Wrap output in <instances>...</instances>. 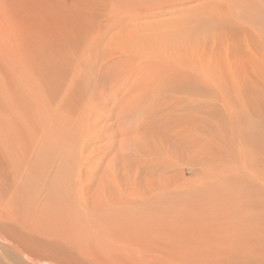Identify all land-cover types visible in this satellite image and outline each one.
Listing matches in <instances>:
<instances>
[{"label":"rangeland","instance_id":"obj_1","mask_svg":"<svg viewBox=\"0 0 264 264\" xmlns=\"http://www.w3.org/2000/svg\"><path fill=\"white\" fill-rule=\"evenodd\" d=\"M86 1L0 0V195L27 186L13 229L74 264H264V0Z\"/></svg>","mask_w":264,"mask_h":264},{"label":"bare ground","instance_id":"obj_2","mask_svg":"<svg viewBox=\"0 0 264 264\" xmlns=\"http://www.w3.org/2000/svg\"><path fill=\"white\" fill-rule=\"evenodd\" d=\"M86 1V0H85ZM87 2V1H86ZM92 3H94V2H92ZM65 28V27H64ZM70 29V28H69ZM127 36V35H126ZM47 38V37H46ZM138 38H140V37H138ZM48 39V38H47ZM132 39V38H131ZM152 39V38H151ZM86 40V39H85ZM140 40H141V38H140ZM153 40V39H152ZM204 41V40H203ZM66 42V41H65ZM143 42H145V40L143 41ZM140 43V42H139ZM196 44H197V42H196ZM111 45V44H110ZM131 45V44H130ZM134 45V44H133ZM199 45H200V43H199ZM56 46V45H55ZM134 46H136V45H134ZM115 47V46H114ZM131 47V46H130ZM143 47V46H142ZM141 47V48H142ZM78 48V47H77ZM144 48V47H143ZM185 48V47H184ZM199 50V49H198ZM139 51V50H138ZM95 52V51H94ZM119 52V51H118ZM143 52H145V51H143ZM188 53V52H187ZM136 55H138V54H136ZM142 55H144L143 53H142ZM145 55H148V53H146ZM228 55H230V54H228ZM67 56V55H66ZM65 56V57H66ZM77 56V55H76ZM107 56V55H106ZM105 56V57H106ZM139 56H140V54H139ZM127 57V56H126ZM157 57H159V56H157ZM190 57V56H189ZM94 58V57H93ZM108 58V57H107ZM130 58H132V57H130ZM156 58V57H155ZM180 58V57H179ZM121 59V58H120ZM129 58H126L125 60H128ZM135 59V58H134ZM163 59V58H162ZM105 60H106V58H105ZM110 60V59H109ZM125 60H123L122 61V63L123 62H127V61H125ZM116 61V60H115ZM129 62H127L126 63V65H128V63H130L131 61H133L132 59H131V61H130V59L128 60ZM190 61V60H189ZM94 62V61H93ZM118 62V61H117ZM151 62V61H150ZM149 62V63H150ZM178 62V61H177ZM184 63V62H183ZM95 64V63H94ZM114 64V63H113ZM166 64V63H165ZM93 65V64H92ZM120 66H119V68L120 67H122L121 66V63L119 64ZM123 65V64H122ZM154 65H155V63H154ZM162 65V64H161ZM181 65V64H180ZM94 66V65H93ZM98 66H99V64H98ZM108 66V65H107ZM118 66V65H117ZM116 66V67H117ZM150 66V65H149ZM168 66V65H167ZM79 67V66H78ZM77 67V68H78ZM109 67V66H108ZM110 67H112V65L110 66ZM124 67L125 66H123L122 68L124 69ZM127 67V66H126ZM125 67V68H126ZM128 67H130V66H128ZM133 67V69L132 70H134V68H136V66H132ZM150 67H152V66H150ZM149 67V68H150ZM113 68H114V66H113ZM119 68H118V70H119ZM137 68H140L139 67V65H138V67ZM143 68V67H142ZM163 68V67H162ZM42 69V68H41ZM57 69V68H56ZM84 69V68H83ZM99 69V68H98ZM129 69V72H130V68H128ZM165 69H166V67H165ZM36 70V69H35ZM70 70V69H69ZM74 70V69H73ZM115 70V69H114ZM131 70V71H132ZM79 71V70H78ZM81 71V70H80ZM121 71V70H120ZM124 71V70H123ZM126 71V70H125ZM137 71H140V69L138 70L137 69ZM91 72V71H90ZM97 72V71H96ZM112 72V71H111ZM162 72V71H161ZM168 72V71H167ZM173 72V71H172ZM46 73V72H45ZM113 73H114V71H113ZM118 73V72H117ZM126 73H128V72H126ZM134 73H136V71H134ZM138 73V72H137ZM140 73V72H139ZM169 73V72H168ZM174 73V72H173ZM182 73H184V72H182ZM52 74V73H51ZM72 74V73H71ZM120 74H122V73H120ZM120 74H118V75H120ZM133 74V73H132ZM141 74H142V71H141ZM162 74H163V72H162ZM115 75H116V72H115ZM117 75V76H118ZM125 75V74H124ZM134 75V74H133ZM133 75H132V78H133ZM144 76H145V74H143ZM159 75H161V73L159 74ZM175 76V78L178 76H176V74H174ZM50 76V75H49ZM72 76V75H71ZM95 76H96V74H95ZM129 76V75H128ZM127 76V77H128ZM169 76H170V74H169ZM46 77V76H45ZM114 76H112V78H113ZM122 77H123V75H122ZM121 76L120 77H117L118 78V81H120V79L122 78ZM124 77H126V76H124ZM134 77H136V76H134ZM164 77H165V75H164ZM168 77V76H167ZM184 77V76H183ZM47 78V77H46ZM93 78H94V76H93ZM130 78H131V75H130ZM129 77H128V80L130 79ZM50 79V78H49ZM123 79V78H122ZM147 79H148V77H147ZM165 79H167V78H164V81H165ZM35 80H36V78H35ZM114 80H116V79H114ZM126 80H127V78H126ZM140 80V79H139ZM117 81V84L119 83H122V82H118ZM122 81V80H121ZM124 81H125V79H124ZM144 81H145V79H144ZM173 81V80H172ZM70 82V81H69ZM127 82V81H126ZM143 82V81H142ZM93 83H95V82H93ZM92 83V84H93ZM100 83V82H99ZM125 83V82H124ZM71 84H73V83H71ZM70 84V85H71ZM112 84H114V86L116 85L115 83H112ZM123 84V83H122ZM129 84V83H128ZM134 84V83H133ZM144 84V83H143ZM124 85V84H123ZM84 86V85H83ZM120 86V85H119ZM122 86V85H121ZM71 87V86H70ZM69 87V88H70ZM123 87V86H122ZM138 87V86H137ZM140 85H139V89H140ZM144 87V86H143ZM39 88H41V87H39ZM43 88V87H42ZM67 88V87H66ZM73 88V87H72ZM100 88H102V87H100ZM119 88V87H118ZM117 88V89H118ZM142 88V87H141ZM68 89V88H67ZM113 89H115V87L113 88ZM123 89V88H122ZM125 89V88H124ZM123 89V90H124ZM128 89V88H127ZM127 89H126V91H127ZM18 90H19V88H18ZM40 90V89H39ZM69 90V89H68ZM97 90V89H96ZM111 90V92H112V88L110 89ZM122 90V91H123ZM131 90V89H130ZM154 90H155V88H154ZM101 91H103V90H101ZM141 91V90H140ZM145 91V90H144ZM14 92V91H13ZM66 92H70V91H66ZM65 92V93H66ZM110 92V91H109ZM146 92V91H145ZM39 93L41 94V92L39 91ZM93 93V92H92ZM98 93V92H97ZM128 93H129V91H128ZM131 93V92H130ZM139 92L137 91V94H138ZM140 93H142V92H140ZM148 93V92H147ZM13 94V93H12ZM21 94V93H20ZM33 94V93H32ZM85 94V93H84ZM94 94H96V93H94ZM108 94V93H107ZM120 95L121 93H119V91L117 90V94L116 95ZM134 94H136V93H133V95ZM136 94V95H137ZM42 95H44V94H42ZM46 95V94H45ZM98 95H99V93H98ZM113 96H114V94H112ZM115 95V96H116ZM144 94L142 93V97H144L143 96ZM27 96V95H26ZM92 96H94V95H92ZM125 96V95H124ZM123 96V97H124ZM129 96V95H128ZM38 97H41V95L40 96H38ZM66 97V96H65ZM99 97V96H98ZM105 97V96H104ZM117 97V96H116ZM121 97H122V94H121ZM122 97V98H123ZM145 97H147L146 99H148L149 98V96L147 95V96H145ZM17 98V97H16ZM27 98V97H26ZM37 98V97H36ZM43 98L44 97H42V101H43ZM67 98V97H66ZM86 98V97H85ZM115 98V97H114ZM39 99V98H38ZM49 99V98H48ZM151 99V98H150ZM14 100H15V98H14ZM17 100V99H16ZM67 100V99H66ZM154 100V99H153ZM13 101V100H12ZM45 101V100H44ZM43 101V102H44ZM115 101H117V100H115ZM134 101H136V100H134ZM155 101H157V100H155ZM15 102H17V101H15ZM14 102V103H15ZM27 102V101H26ZM41 102V101H40ZM137 102V101H136ZM143 102V101H142ZM153 102V101H152ZM33 103V102H32ZM81 103V102H80ZM92 103V102H91ZM97 103V102H96ZM99 103V102H98ZM145 103V102H144ZM28 104V103H27ZM38 104V103H37ZM105 104V103H104ZM20 105V104H19ZM36 105V104H35ZM91 105V104H90ZM38 106V105H37ZM60 107H62V106H60ZM63 107H65V106H63ZM90 107H92V106H90ZM34 108H35V106H34ZM33 108V109H34ZM54 109H55V107H53ZM57 108V107H56ZM67 108V107H66ZM65 108V109H66ZM88 108V107H87ZM98 108V107H97ZM7 109H8V107H7ZM11 109V108H10ZM52 108H50V110H51ZM96 109V108H95ZM143 109V108H142ZM17 110H18V108H17ZM35 110V109H34ZM44 110V109H43ZM46 110V109H45ZM44 110V111H45ZM56 110V109H55ZM71 110V109H70ZM11 111V110H10ZM22 111V110H21ZM36 111H37V109H36ZM48 111V110H47ZM97 111V110H96ZM99 111V110H98ZM121 111V110H120ZM119 111V112H120ZM25 112H26V110H25ZM53 112V111H52ZM95 112V111H94ZM172 112V111H171ZM12 113V112H11ZM39 113V112H38ZM101 113V112H100ZM118 113V112H117ZM122 113V112H121ZM121 113H118V117H119V114H121ZM133 113V112H132ZM131 113V114H132ZM17 114V113H16ZM44 114V113H43ZM46 114V113H45ZM105 115H107V113L105 112L104 113ZM24 115V114H23ZM91 115V114H90ZM101 115V114H100ZM122 115V114H121ZM140 115V114H139ZM151 115V114H150ZM16 116V115H15ZM50 116V115H49ZM85 116V115H84ZM103 116V115H102ZM132 115H130L129 117H131ZM25 118L27 117V115L26 116H24ZM31 117V116H30ZM39 117V116H38ZM59 117H62V116H59ZM58 117V118H59ZM63 117H64V115H63ZM66 117V116H65ZM82 117V119H83V116H81ZM86 117V116H85ZM134 117V116H133ZM139 117V116H138ZM28 119L27 120H29V117H27ZM36 118V117H35ZM34 118V119H35ZM57 118V119H58ZM87 118L89 119L90 118V116L88 117V115H87ZM92 118V117H91ZM90 118V119H91ZM100 118V117H99ZM121 118V117H120ZM119 118V119H120ZM128 118V117H127ZM141 118V117H140ZM44 119L45 118H41V121L40 122H42V120H43V123H45L46 122V120H48V118L44 121ZM97 119H98V117H97ZM102 119V118H101ZM122 119V118H121ZM120 119V120H121ZM22 120H24V118L22 119ZM22 120H20V121H22ZM33 120V119H32ZM36 120V119H35ZM34 120V121H35ZM59 120V119H58ZM100 120V119H99ZM117 121H118V119H116ZM130 120V119H129ZM134 120H136V118H134ZM37 121V120H36ZM54 121V120H53ZM57 121V120H56ZM61 121V120H60ZM68 121V120H67ZM71 121V120H70ZM132 121V120H131ZM137 121V120H136ZM19 122V121H18ZM24 122H25V120H24ZM31 122V121H30ZM119 122V121H118ZM118 122H115V123H118ZM124 122V121H123ZM128 122V121H127ZM139 122V121H138ZM137 122V123H138ZM29 123V122H28ZM34 123H36V122H34ZM42 123V124H43ZM47 123H48V121H47ZM47 123H45L46 125H47ZM51 123V121L48 123V124H50ZM65 123V122H64ZM63 122H61V124H64ZM95 123V122H94ZM103 123V122H102ZM120 123H121V125H122V122H119V124H117V126L119 125V126H121L120 125ZM131 123V122H130ZM133 123V122H132ZM37 124H38V122H37ZM53 124V122L49 125V126H46V128L48 127H51V126H53L52 125ZM54 124H57V122L55 123V121H54ZM61 124H60V127H61ZM105 124H106V122H105ZM125 124V123H124ZM25 125H27L28 126V124H25ZM39 125H41V123H39ZM44 125V124H43ZM129 125V124H128ZM134 125H137V124H134ZM144 125H145V123H144ZM153 125V124H152ZM18 126H19V124H18ZM18 126L16 127V130H14V134L16 135V132L15 131H17L18 133H19V131L20 130H18V129H20L22 126H20V128H18ZM57 126H58V124H57ZM56 126V127H57ZM63 126V125H62ZM90 126H91V124H90ZM104 126V125H103ZM118 126V127H119ZM149 126V125H148ZM30 127V126H29ZM32 127V126H31ZM41 127V126H40ZM89 127V126H88ZM106 127V126H105ZM125 127H126V125H125ZM131 127V126H130ZM132 127H133V125H132ZM32 128H34V130L36 129H39L37 126L36 127H32ZM111 128V127H110ZM120 128V127H119ZM122 128V127H121ZM139 128V127H138ZM143 128H145V126L143 127ZM150 128V127H149ZM22 129H24V125H23V127H22ZM27 129H28V127H26L24 130L26 131V132H28L27 131ZM51 129H53V128H51ZM55 129H58V127L57 128H54L53 129V131L55 130ZM85 129V128H84ZM93 129V128H92ZM95 129V128H94ZM102 129V128H101ZM109 129V128H108ZM134 129H137V128H134ZM140 129H142V127L140 128ZM140 129H138L139 131H141ZM29 130V129H28ZM32 130V129H31ZM30 130V132L32 133V132H35L34 130H32L31 131ZM42 130V129H41ZM48 130V129H47ZM50 130V129H49ZM59 130V129H58ZM66 130V129H65ZM86 130V129H85ZM119 130H121V129H119ZM122 130H123V128H122ZM137 130V131H138ZM22 131V130H21ZM39 131V130H38ZM52 131V130H51ZM50 131V132H51ZM52 131V132H53ZM56 131V130H55ZM100 131V130H99ZM99 131H97V132H99ZM113 131V130H112ZM111 131V132H112ZM37 132V131H36ZM35 132V133H36ZM48 133H49V131H47ZM101 132V131H100ZM99 132V133H100ZM106 132V131H105ZM108 132V131H107ZM106 132V133H107ZM127 132V131H126ZM9 133V132H8ZM21 133V132H20ZM39 133V132H38ZM45 133V132H44ZM44 133L42 134L43 136H44ZM55 133V132H54ZM54 133H52V134H54ZM60 133H61V131H60ZM67 133V132H66ZM83 133H84V131H83ZM98 133V134H99ZM102 133V132H101ZM105 133V134H106ZM110 133V131L108 132V134ZM142 133V132H141ZM141 133H138V135L137 136H140L141 135ZM51 134V133H50ZM58 134V133H57ZM143 134V133H142ZM33 136L35 135V134H32ZM55 135H56V133H55ZM55 135H53L55 138H53L52 137V139L51 140H49V144H50V146H49V148L51 149V147H53V148H58V149H61L60 148V145H61V142L62 141H64V140H62L60 143H59V140L56 138V136ZM73 135H74V133H73ZM93 135V134H92ZM99 135H101V134H99ZM110 135V134H109ZM160 135H162V134H160ZM159 135V136H160ZM17 136V135H16ZM29 136H30V133H29ZM36 137H37V134L35 135ZM47 136H52V135H48L47 134ZM59 136V135H58ZM61 136V135H60ZM94 136V135H93ZM119 136V135H118ZM131 136V135H130ZM23 136H21L20 138H22ZM38 137H40V134H39V136ZM75 137V136H74ZM96 138H97V134H96V136H95ZM103 137V136H102ZM24 138V137H23ZM27 138V137H26ZM29 138H31V137H29ZM41 138V137H40ZM105 138V137H104ZM109 138H112V137H109ZM125 138V137H124ZM135 139H139L140 140V138H136V137H134ZM39 138H37V140H38ZM43 139V138H42ZM118 139V138H117ZM148 139V138H147ZM18 140V139H17ZM26 140H28V139H26ZM31 140H32V138H31ZM47 140V139H46ZM73 140V139H72ZM71 140V141H72ZM94 140V139H93ZM122 140V139H121ZM129 140V139H128ZM20 141V140H19ZM35 141H36V139H35ZM39 141H40V139H39ZM48 141V140H47ZM76 142V141H75ZM74 142V143H75ZM101 142V141H100ZM121 142V141H120ZM126 142V141H125ZM140 142V141H139ZM150 142V141H149ZM160 142V141H159ZM20 143V142H19ZM30 143V142H29ZM40 143V142H39ZM42 143H44V139L42 140ZM48 143H46V141H45V146H46V144H48ZM63 143V142H62ZM65 143H66V141H65ZM79 143V142H78ZM121 143H123V142H121ZM154 143H156V142H154ZM27 145H28V142L26 143ZM44 144H42L43 146H44ZM48 144V145H49ZM68 144H69V142H68ZM67 143L65 144V145H68ZM96 144V143H95ZM98 144V143H97ZM119 144V143H118ZM146 144V143H145ZM39 145V144H38ZM36 146V147H39V146ZM63 145V144H62ZM73 145V144H72ZM71 145V146H72ZM123 145H125V143H123ZM143 145V144H142ZM142 145H141V147H142ZM29 146H30V144H29ZM34 146H35V144H34ZM33 146V147H34ZM40 146H41V144H40ZM42 146V147H43ZM88 146V145H87ZM98 146V145H97ZM109 146V145H108ZM163 146V145H162ZM161 146V147H162ZM36 147H35V149H36ZM62 147V146H61ZM89 147V146H88ZM129 147V146H128ZM160 147V148H161ZM44 149V151H45V147H43ZM48 148V147H47ZM48 148V149H49ZM90 148V147H89ZM120 148V147H119ZM130 148V147H129ZM149 148V147H148ZM27 149V148H26ZM29 149H30V147H29ZM39 149H42V148H40L39 147ZM38 149V150H39ZM86 149V148H85ZM88 149V148H87ZM86 149V150H87ZM112 149V148H111ZM121 149V148H120ZM120 149H119V151H120ZM125 149V148H124ZM128 149V148H127ZM34 150V149H33ZM42 150V151H43ZM56 150V149H55ZM54 150V151H55ZM98 150V149H97ZM131 150V149H130ZM141 150H143V149H141ZM23 151V150H22ZM25 151V150H24ZM27 151V150H26ZM53 151V150H52ZM61 151V150H60ZM59 151V152H60ZM88 151V150H87ZM122 151V150H121ZM120 151V152H121ZM124 151V150H123ZM133 151V150H132ZM28 152V151H27ZM35 152V151H34ZM38 152V151H37ZM40 152V151H39ZM46 152V151H45ZM56 152H57V150H56ZM110 152V151H109ZM112 152H114L115 153V151H114V149H113V151ZM143 152H145V151H143ZM155 152V151H154ZM124 153V152H123ZM123 153H121V155L123 154ZM152 153V152H151ZM155 153H158V151L157 152H155ZM31 154V153H30ZM36 154H38V153H36ZM35 153H34V155H36ZM44 154V153H43ZM55 154H57V153H55ZM64 154V153H63ZM93 154V153H92ZM113 154V153H112ZM162 154V153H161ZM165 154V153H164ZM25 155H26V153H25ZM33 155V156H34ZM41 155V154H40ZM67 155V154H66ZM88 155V154H87ZM119 155V154H118ZM128 155V154H127ZM19 156V155H18ZM47 156V155H46ZM59 156V155H58ZM58 156H57V158H58ZM69 156V155H68ZM157 156V155H156ZM166 156V155H165ZM35 157H37V158H39V156L38 155H36ZM34 157V158H35ZM43 157V156H42ZM49 157V156H48ZM96 157V156H95ZM94 157V158H95ZM118 157V156H117ZM37 158H35V159H37ZM53 158H54V156H53ZM52 158V159H53ZM55 158H56V156H55ZM56 158V159H57ZM99 158V157H98ZM102 158V157H101ZM119 158V157H118ZM159 158H161V157H159ZM6 159V158H5ZM33 160L34 162H33V164L34 163H36V162H38V161H40L39 159H41L42 160V158H39V159H37L38 161H36V160ZM56 159H55V161H56ZM114 159H115V157H114ZM120 159V158H119ZM149 159V158H148ZM17 160V159H16ZM22 160V159H21ZM21 160H20V162H21ZM26 160V159H25ZM24 160V161H25ZM43 160H44V157H43ZM60 160V159H59ZM58 160V161H59ZM80 160V159H79ZM154 160V159H153ZM18 161V160H17ZM52 161V160H51ZM81 161H83V160H81ZM87 161V160H86ZM90 161V160H89ZM116 161V160H115ZM54 162V161H53ZM107 162H108V160H107ZM158 162V161H157ZM11 163H12V160H11ZM38 163H40V162H38ZM50 163V162H49ZM59 162H57V164H58ZM72 163H73V161H72ZM91 163V162H90ZM104 163H106V162H104ZM103 163V164H104ZM113 163V162H112ZM143 163H144V161H143ZM22 164V163H21ZM32 163H31V165H33ZM94 164H95V162H94ZM111 164V163H110ZM114 164H116L117 165V163L115 162ZM34 165H36V164H34ZM38 165V164H37ZM33 166V168H32V175L33 176H35V177H42V178H44V177H47L48 175L50 176V173H49V169L47 168L48 167V164L46 163V160L44 161V162H41V164H39L38 166ZM51 165H53V163L51 164ZM51 165H49V166H51ZM75 165H78V163L77 164H75ZM87 165V164H86ZM108 165H109V162H108ZM122 165V164H121ZM21 166V165H20ZM53 166H55V164L53 165ZM79 166V165H78ZM107 166V165H106ZM18 167V166H17ZM81 167V166H80ZM154 167V166H153ZM8 168V167H7ZM6 168V169H7ZM22 168H24V167H22ZM50 168V167H49ZM74 168V167H73ZM72 168V169H73ZM82 168V167H81ZM84 168H85V166H84ZM92 168V167H91ZM94 168V167H93ZM92 168V169H93ZM106 169L108 168V167H105ZM104 168V169H105ZM5 169V170H6ZM15 169V168H14ZM96 169H97V167H96ZM105 169V170H106ZM116 169V168H115ZM21 170H23V169H21ZM95 170V169H94ZM17 171V170H16ZM55 171V170H54ZM72 171V170H71ZM71 171L69 172V174L71 173ZM78 171H80L79 169H78ZM88 171V170H87ZM103 171V170H102ZM101 171V172H102ZM106 171H108V170H106ZM116 171V170H115ZM134 171H136V170H134ZM64 172V171H63ZM73 172V171H72ZM93 172V171H92ZM98 172H100V171H98ZM15 173V172H14ZM20 173V172H19ZM87 172H85V174H86ZM88 173H89V171H88ZM103 173V172H102ZM18 174V173H17ZM21 174H22V172H21ZM25 174V173H24ZM26 174H28V173H26ZM75 174H77L76 172H75ZM93 174V173H92ZM104 174H105V172H104ZM107 174V173H106ZM110 174V173H109ZM29 175V174H28ZM59 175V174H58ZM64 175H65V172H64ZM63 175V176H64ZM77 175H79V173L77 174ZM77 175H75V177H77ZM14 176V175H13ZM25 176V175H24ZM48 176V177H49ZM60 176V175H59ZM70 176V175H69ZM74 176V175H73ZM84 176V175H83ZM97 175H95V177H96ZM105 175H103V177H104ZM107 176H108V174H107ZM264 176V175H263ZM66 177V176H65ZM64 177V178H65ZM106 177V176H105ZM109 177V176H108ZM2 178V177H1ZM56 178V177H55ZM83 178V177H82ZM12 179V178H11ZM20 179V178H19ZM48 179V178H47ZM66 179V178H65ZM75 179V178H74ZM108 179V178H107ZM144 179H145V177H144ZM16 180V179H15ZM26 180H28L27 178H26ZM45 179H43L42 181H44ZM62 180H64L63 178H62ZM0 181H2V180H0ZM5 181H7V180H5ZM5 181H3V182H5ZM25 181V180H24ZM24 181H22V182H24ZM38 181H40V180H38ZM37 181V182H38ZM54 181V180H53ZM61 181V180H60ZM75 181V180H74ZM109 181V180H108ZM113 181V180H112ZM143 181V180H142ZM15 182V181H14ZM18 182H21V181H19L18 180ZM35 182V181H34ZM34 182H32L33 184H34ZM48 182V181H47ZM72 182V181H71ZM76 182H78V181H76ZM92 182V181H91ZM95 182L97 183V180H95ZM94 182V183H95ZM106 182V181H105ZM260 182V181H259ZM0 183H2V182H0ZM7 183V182H6ZM13 183V182H12ZM17 183V182H16ZM29 183V182H28ZM41 183H43V182H41ZM65 183V182H64ZM78 183H80V182H78ZM101 183V182H100ZM159 183V182H158ZM14 184V183H13ZM18 184V183H17ZM20 184V183H19ZM30 184V183H29ZM40 184V183H39ZM38 184V186H40ZM60 184H61V182H60ZM70 184V183H69ZM110 184V183H109ZM148 184V183H147ZM152 184V183H151ZM16 185V184H15ZM14 185V186H15ZM62 185V184H61ZM65 185V184H64ZM71 185V184H70ZM74 185H75V183H74ZM78 185H80V184H78ZM102 185V184H101ZM8 186H9V184H8ZM48 186V185H47ZM56 186H57V184H56ZM66 186V185H65ZM72 186V185H71ZM81 187H82V185H80ZM79 186V187H80ZM95 186H98V183H97V185H95ZM2 187V186H1ZM22 187V186H21ZM32 187V186H31ZM30 187V188H31ZM34 187H35V185H34ZM37 187V186H36ZM58 187H60V186H58ZM57 187V188H58ZM76 187V186H75ZM98 187H100V186H98ZM19 188V187H18ZM26 188H27V186H23L21 189H20V191H14L13 190V193H12V195L7 199V200H4V199H6V198H4V197H2L1 195H0V197H1V200H0V204L2 205H0V254H3V255H7V257H9L10 258V260H11V264H74V263H76V262H80L79 261V259H75L74 261H72V262H69L66 258H64V256L62 255V252H61V249L58 247L57 248V246L55 247L54 245H52V243L53 242H49L50 240H48L47 241V239L45 240V241H43V242H40V244H38V246H29L28 245V242H27V240L24 238V237H22L21 236V231H19V234H17V232H16V230L15 229H13V227H12V225L10 224V222H11V217L13 218V219H15L16 218V216L15 217H13L12 216V212H13V210H12V203H14V201H12V199L11 198H15V196H19V197H22L23 198V195L24 194H26L25 192H26ZM44 188V187H43ZM71 188V187H70ZM69 188V189H70ZM89 188V187H88ZM91 188V187H90ZM94 188V187H93ZM95 188H97V187H95ZM151 188V187H150ZM155 188V187H154ZM8 189V188H7ZM29 189V188H28ZM35 189V188H34ZM38 189V188H37ZM44 189H46V188H44ZM44 189H42V190H44ZM1 190H3V189H1ZM15 190H18V189H15ZM48 190V189H47ZM51 190H54V188L53 189H51ZM72 190H73V187H72ZM75 190H77L78 191V188H75L74 189V191ZM90 190V189H89ZM97 190H99V189H97ZM111 191H112V188L110 189ZM109 190V191H110ZM113 190H115V189H113ZM28 191V190H27ZM70 191L71 190H69V193H70ZM73 191V192H74ZM87 191V190H86ZM92 191V190H91ZM95 191V190H94ZM100 191V190H99ZM149 191V190H148ZM258 191V190H257ZM33 192V191H32ZM38 192H39V190H38ZM41 192V191H40ZM60 192V191H59ZM66 192V191H65ZM79 192V191H78ZM96 192H98V191H96ZM106 192L108 193V191H107V189H106ZM115 192V191H114ZM2 193H5V192H2L1 191V194ZM28 194L30 193V191L29 192H27ZM36 193V192H35ZM67 193V192H66ZM72 193V192H71ZM77 193V192H76ZM89 192L87 191V194H88ZM113 193V192H112ZM117 193V192H116ZM115 193V194H116ZM52 194L53 193H51V196H52ZM57 194V193H56ZM56 194H54V195H56ZM75 194V193H74ZM73 194V195H74ZM78 194H80V192L78 193ZM99 194H101V193H99ZM125 194H127V193H125ZM260 194V193H259ZM4 195H6V193L4 194ZM31 195V194H30ZM35 195V194H34ZM91 195H94V194H90V197H91ZM27 196H29V195H27ZM27 196H24L25 198L27 197ZM42 196V195H41ZM119 196V195H118ZM261 196V195H260ZM6 197H8V195L6 196ZM64 197H67V196H64ZM74 197V196H73ZM129 197V196H128ZM134 197V196H133ZM4 198V199H3ZM45 198V197H44ZM48 198V197H47ZM71 198V197H70ZM74 198H77V196H75ZM92 198V197H91ZM138 198V197H137ZM26 199H30V198H26ZM60 199V198H59ZM66 199H68V198H66ZM256 199V198H255ZM39 200V199H38ZM47 200V199H46ZM45 200V201H46ZM61 200V199H60ZM127 200V199H126ZM125 200V201H126ZM49 201V200H48ZM59 201V200H58ZM63 201V200H62ZM71 201V200H70ZM110 201V200H109ZM125 201H123V202H125ZM37 202V201H36ZM111 202V201H110ZM114 202H117V201H114ZM122 202V203H123ZM127 202V201H126ZM70 203H72V201L70 202ZM118 203H120V202H118ZM43 204V203H42ZM69 204V203H68ZM75 207L77 206V205H75V203L73 204ZM118 205H120V204H117V206ZM125 205V204H124ZM53 206H54V204H53ZM122 206V205H121ZM51 207H52V205H51ZM119 207V206H118ZM88 208V207H87ZM78 209H80V208H78ZM106 209V208H105ZM115 209V208H114ZM83 210V209H82ZM12 211V212H11ZM68 211H70L69 209H68ZM58 212V211H57ZM68 214V213H67ZM73 214V213H72ZM52 215H54L55 216V214H52ZM69 215V214H68ZM71 215V214H70ZM252 215V214H251ZM58 216V215H57ZM60 216V215H59ZM117 216H118V214H117ZM56 217V216H55ZM251 217V216H250ZM257 217V216H256ZM51 218V217H50ZM73 216H72V220H73ZM127 218V217H126ZM258 219H259V217H257ZM57 218H55L54 220H56ZM128 219V218H127ZM254 219V218H253ZM77 219L75 218L74 219V221H76ZM261 220V219H260ZM58 221V220H57ZM259 221V220H258ZM253 222V221H252ZM255 222H257V220L255 221ZM260 223L262 222V221H259ZM12 223V222H11ZM119 223V222H118ZM260 223L258 224V223H255V224H258V225H256V226H258L259 227V225H260ZM69 224V223H68ZM124 224V223H123ZM261 224H263V223H261ZM66 225V224H65ZM125 225V224H124ZM14 226V225H13ZM251 226H252V224H251ZM21 228H23L22 226H21ZM254 228V227H253ZM260 228H262V226H260ZM260 228H258V229H260ZM35 229H37V228H35ZM130 229V228H129ZM19 230H20V227H19ZM114 230V229H113ZM112 230V231H113ZM261 230V229H260ZM264 229H262V231H263ZM24 231V230H23ZM27 231V230H26ZM76 231V230H75ZM34 232H36V231H34ZM38 232V231H37ZM250 232V231H249ZM253 232H255V231H253ZM257 232V231H256ZM32 233V232H31ZM74 233V232H73ZM260 233V232H259ZM25 234V233H24ZM76 234V233H75ZM251 234H252V232H251ZM262 234V233H261ZM264 234V233H263ZM70 236H72L71 234H69ZM41 236H48V232L45 234V235H43V234H40V237ZM254 236V235H253ZM259 236V235H258ZM50 237V239H51V236H49ZM36 240V239H35ZM59 240V239H58ZM72 240V239H71ZM260 240V239H259ZM60 241V240H59ZM262 241V240H261ZM27 242V243H26ZM31 243V242H30ZM32 244V243H31ZM112 244V243H111ZM126 245V244H125ZM40 246V247H39ZM124 246V245H123ZM77 247V246H76ZM64 248V247H63ZM58 249V252H52V251H56ZM71 249H72V247H71ZM75 249V248H74ZM91 249V248H90ZM2 250H4V253H3V251ZM52 250V251H51ZM76 250V249H75ZM81 251V250H80ZM70 252V251H69ZM56 253H58L60 256H58L57 258L59 259V260H54L55 259V254ZM78 253H76V255H77ZM65 255H66V253H65ZM67 256V255H66ZM4 257V256H3ZM82 258V257H81ZM4 259V258H3ZM61 259H65V260H67L66 262H64V261H62ZM5 260V259H4ZM84 260V259H83ZM3 264H4V262H3Z\"/></svg>","mask_w":264,"mask_h":264}]
</instances>
